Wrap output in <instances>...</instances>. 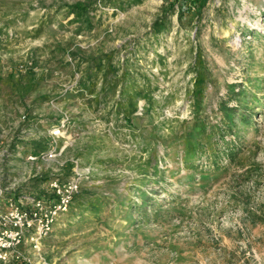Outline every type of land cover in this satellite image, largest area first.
<instances>
[{"label":"rangeland","instance_id":"374dc122","mask_svg":"<svg viewBox=\"0 0 264 264\" xmlns=\"http://www.w3.org/2000/svg\"><path fill=\"white\" fill-rule=\"evenodd\" d=\"M128 1L0 0V205L14 194L27 204L78 163L92 168L79 194L101 196L106 208L97 218L72 204L41 255L27 254L34 264H264V0H208L201 15L171 16L159 36L152 24L166 2ZM76 3L84 20L67 10ZM114 53L153 85L154 108L142 101L132 124L79 89L85 60ZM233 85L250 91L255 117L239 124V163L205 178L184 168L179 136L197 116L220 121ZM55 125L65 133L46 145ZM34 142L44 151L36 158ZM151 155L164 172L148 168ZM139 187L150 204L137 211Z\"/></svg>","mask_w":264,"mask_h":264},{"label":"trees","instance_id":"16d2710c","mask_svg":"<svg viewBox=\"0 0 264 264\" xmlns=\"http://www.w3.org/2000/svg\"><path fill=\"white\" fill-rule=\"evenodd\" d=\"M146 0H129L128 7L140 5ZM166 5L163 7V14L160 15L152 24V34L159 36L161 33L169 30L171 26V16L178 14L182 18L186 13H198L201 15L203 8L208 0H164ZM69 13L75 15L79 20L88 17L89 12L86 6L81 3L68 5ZM114 54L93 57L86 59L87 67L80 80V90H85L89 95L94 96L93 103L96 108L108 110V114L122 115L127 123L132 124L137 117L143 101L146 111H150L155 106L153 96V85L148 75H132L125 66V61H117ZM204 63L201 56L196 57L195 63V84L192 90V97L197 108L200 107L204 98V86L206 75L203 71ZM3 79L0 77V81ZM30 92L32 89H24V92ZM251 93L248 89L237 90V85L229 89V98L220 104L221 119L217 123L206 117L197 116L190 124V128L179 136L180 144L183 145L182 160L184 168L188 170L200 171L205 178L212 172H219L227 169L228 165L238 164L243 150V144L239 141V124H251L255 115L250 106ZM229 100H237V106H231ZM110 104V107H109ZM242 112V113H241ZM239 116V121L237 120ZM235 135L236 139H229L228 136ZM52 140L46 145L53 144ZM34 156L43 154V145L39 142L32 144ZM145 151H151V145L145 144ZM42 152V153H41ZM206 158V161H203ZM164 161L153 155L148 160V168L153 169L154 175H158L164 170L160 167V162ZM203 161V162H202ZM206 162V163H205ZM206 164V165H204ZM148 173V172H144ZM249 174H254L250 172ZM47 179L46 181H50ZM139 195L143 198L142 202H137V211L145 205H149L148 193L139 187ZM36 198L52 199L54 194L48 189L46 192ZM9 198L19 200V195L14 194L3 198L7 203ZM81 214L94 215L100 218V214L105 210L107 202L101 196L88 194V196L77 194L73 204ZM72 206V205H71ZM6 209L5 205H1ZM134 209V206L131 208Z\"/></svg>","mask_w":264,"mask_h":264},{"label":"built area","instance_id":"2783aa9c","mask_svg":"<svg viewBox=\"0 0 264 264\" xmlns=\"http://www.w3.org/2000/svg\"><path fill=\"white\" fill-rule=\"evenodd\" d=\"M64 133V125H55L51 135L57 139ZM75 166L74 175L67 181H50L52 199L32 197L25 204L22 200L9 198L5 210L0 205V261L4 264H34L21 247L28 244L35 255H41L44 241L51 236L59 218L69 212L82 182L92 171L91 167L80 168L78 163ZM42 260L40 258V262Z\"/></svg>","mask_w":264,"mask_h":264},{"label":"crops","instance_id":"0c3cea01","mask_svg":"<svg viewBox=\"0 0 264 264\" xmlns=\"http://www.w3.org/2000/svg\"><path fill=\"white\" fill-rule=\"evenodd\" d=\"M4 204H6V207H7V203H4ZM21 249H22L25 253H27V254H31V253L34 254V251L32 250L31 246L28 245V244H24V245L21 247ZM0 264H4V263H3L2 261H0Z\"/></svg>","mask_w":264,"mask_h":264}]
</instances>
